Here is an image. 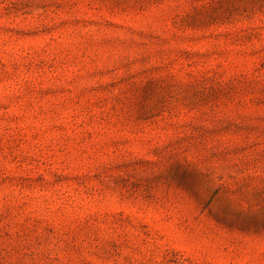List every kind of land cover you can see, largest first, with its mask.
Masks as SVG:
<instances>
[{
	"label": "rangeland",
	"instance_id": "obj_1",
	"mask_svg": "<svg viewBox=\"0 0 264 264\" xmlns=\"http://www.w3.org/2000/svg\"><path fill=\"white\" fill-rule=\"evenodd\" d=\"M0 264H264V0H0Z\"/></svg>",
	"mask_w": 264,
	"mask_h": 264
}]
</instances>
